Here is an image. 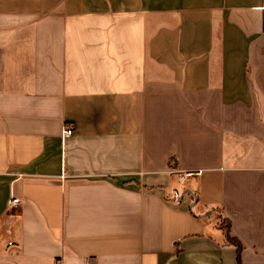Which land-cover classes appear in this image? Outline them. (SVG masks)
<instances>
[{
    "label": "crops",
    "instance_id": "obj_1",
    "mask_svg": "<svg viewBox=\"0 0 264 264\" xmlns=\"http://www.w3.org/2000/svg\"><path fill=\"white\" fill-rule=\"evenodd\" d=\"M219 215L264 264V0H0V264H238Z\"/></svg>",
    "mask_w": 264,
    "mask_h": 264
},
{
    "label": "trees",
    "instance_id": "obj_2",
    "mask_svg": "<svg viewBox=\"0 0 264 264\" xmlns=\"http://www.w3.org/2000/svg\"><path fill=\"white\" fill-rule=\"evenodd\" d=\"M192 199H194V198H192ZM217 222H218L219 227L223 230V232L225 234V241L223 242V244L236 246V248H237V260H238V264H240V255H241V251H242L243 247H242V244L239 241V239L231 236V234H230L231 220L227 217H222L221 215H219Z\"/></svg>",
    "mask_w": 264,
    "mask_h": 264
},
{
    "label": "built area",
    "instance_id": "obj_3",
    "mask_svg": "<svg viewBox=\"0 0 264 264\" xmlns=\"http://www.w3.org/2000/svg\"><path fill=\"white\" fill-rule=\"evenodd\" d=\"M74 133V127L72 124H67L65 125V127L63 128V138H68L70 137L72 134ZM19 204H21V199L19 197H13L10 201H9V206L10 207H17Z\"/></svg>",
    "mask_w": 264,
    "mask_h": 264
},
{
    "label": "rangeland",
    "instance_id": "obj_4",
    "mask_svg": "<svg viewBox=\"0 0 264 264\" xmlns=\"http://www.w3.org/2000/svg\"><path fill=\"white\" fill-rule=\"evenodd\" d=\"M190 197H191V198H195V197H196L195 193H194V192H191V193H190ZM220 224H221V223H220ZM223 225H224V224H223Z\"/></svg>",
    "mask_w": 264,
    "mask_h": 264
}]
</instances>
